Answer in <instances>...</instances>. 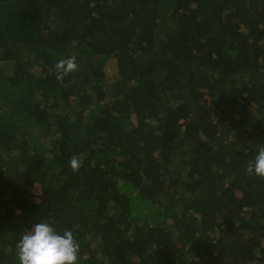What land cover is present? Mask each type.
<instances>
[{
	"label": "trees",
	"instance_id": "trees-1",
	"mask_svg": "<svg viewBox=\"0 0 264 264\" xmlns=\"http://www.w3.org/2000/svg\"><path fill=\"white\" fill-rule=\"evenodd\" d=\"M260 147L264 0H0V264H264Z\"/></svg>",
	"mask_w": 264,
	"mask_h": 264
},
{
	"label": "clouds",
	"instance_id": "clouds-1",
	"mask_svg": "<svg viewBox=\"0 0 264 264\" xmlns=\"http://www.w3.org/2000/svg\"><path fill=\"white\" fill-rule=\"evenodd\" d=\"M55 78L63 84L65 77L79 69L75 56L59 59L55 65ZM70 167L78 172L83 164L80 156L70 158ZM246 172L264 179V147H260L254 160L247 162ZM19 264H80V244L71 230L62 234L47 222L35 224L16 244Z\"/></svg>",
	"mask_w": 264,
	"mask_h": 264
},
{
	"label": "rangeland",
	"instance_id": "rangeland-1",
	"mask_svg": "<svg viewBox=\"0 0 264 264\" xmlns=\"http://www.w3.org/2000/svg\"><path fill=\"white\" fill-rule=\"evenodd\" d=\"M108 67H109V65H108ZM107 71H110V67L108 68V70ZM125 187H123V188H121V189H124ZM148 208V205L147 204H144V208L142 209V211H144L145 209H147Z\"/></svg>",
	"mask_w": 264,
	"mask_h": 264
}]
</instances>
